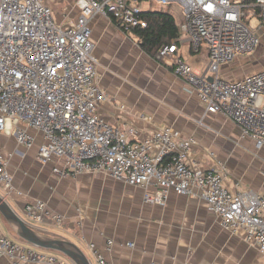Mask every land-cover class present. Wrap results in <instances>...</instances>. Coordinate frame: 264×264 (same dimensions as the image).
Instances as JSON below:
<instances>
[{"label":"built area","instance_id":"1","mask_svg":"<svg viewBox=\"0 0 264 264\" xmlns=\"http://www.w3.org/2000/svg\"><path fill=\"white\" fill-rule=\"evenodd\" d=\"M141 2L177 5L182 12L179 36L161 45L154 59L184 81L205 113L222 114L238 127L242 138L263 147L264 68L236 79L222 77L221 68L258 47L264 31V0H75L79 15L69 25L58 24L44 0H0V132L30 148L34 141L30 130L38 131L43 137L38 160L42 164L63 160L56 170L62 176L103 172L132 186H153L145 201L160 205L171 190L198 195L223 229L244 232L246 240L264 254V192L239 184L236 191L227 188L225 166L219 160L209 169L191 163L188 152L194 140L174 128L155 129L137 140L132 139L138 133L133 126L124 132L96 114L107 94L96 82L89 22L100 16L124 32L145 28ZM183 37L193 51H206L205 71H194L180 54ZM203 118L198 120L201 125ZM0 183L7 192L13 190L2 156ZM24 210L26 221L36 227L44 218L57 225L64 221L42 200L28 202ZM0 256L16 263L58 264L56 257L36 253L1 232ZM96 262L108 264L100 255Z\"/></svg>","mask_w":264,"mask_h":264},{"label":"crops","instance_id":"2","mask_svg":"<svg viewBox=\"0 0 264 264\" xmlns=\"http://www.w3.org/2000/svg\"><path fill=\"white\" fill-rule=\"evenodd\" d=\"M44 1L58 24L76 21L79 9L75 0ZM89 28L96 82L107 94L96 107L102 120L124 132L133 126L138 133L132 139L137 140L155 129L174 128L194 140L188 152L191 163L209 169L219 160L225 166L223 182L227 188L236 191L239 184L264 192V146L256 148L246 139L250 154L242 159L237 148L242 140L238 127L220 113H205L204 105L186 90L184 81L143 51L131 32L100 16L90 20ZM179 51L194 71L207 69L206 51H193L186 37L179 43ZM229 64L222 66L221 75L236 79L229 73ZM202 117L201 125L198 120ZM30 133L33 145L26 148L13 135L0 132V156L6 161L13 185L7 192L0 183V195L25 220V205L35 200L44 201L50 210L63 215L61 225L44 218L37 226L75 242L92 264H97V255L108 264H264V254L246 240L245 233L223 229L198 195L171 190L160 205L145 201L153 186H132L103 172L62 176L56 170L62 168L63 160L54 158L42 164L37 148L43 137L36 130ZM0 232L36 253L56 257L58 264H74L59 252L24 242L1 215ZM128 242L133 245L128 246ZM0 264L47 263H16L0 256Z\"/></svg>","mask_w":264,"mask_h":264},{"label":"water","instance_id":"3","mask_svg":"<svg viewBox=\"0 0 264 264\" xmlns=\"http://www.w3.org/2000/svg\"><path fill=\"white\" fill-rule=\"evenodd\" d=\"M0 215L17 236L27 244L40 249L59 252L68 257L74 264H92L84 251L75 242L61 235L44 232L39 227L30 225L1 195Z\"/></svg>","mask_w":264,"mask_h":264},{"label":"trees","instance_id":"4","mask_svg":"<svg viewBox=\"0 0 264 264\" xmlns=\"http://www.w3.org/2000/svg\"><path fill=\"white\" fill-rule=\"evenodd\" d=\"M147 21L145 28H134L131 33L137 39V43L150 57H154L159 47L170 44L179 36V30L174 16L162 9L147 10L143 12Z\"/></svg>","mask_w":264,"mask_h":264},{"label":"rangeland","instance_id":"5","mask_svg":"<svg viewBox=\"0 0 264 264\" xmlns=\"http://www.w3.org/2000/svg\"><path fill=\"white\" fill-rule=\"evenodd\" d=\"M57 1V0H53ZM140 6L143 10H159L162 9L164 11L170 12L176 21L179 23L182 19V12L177 5L172 6H163L159 5L155 2H141ZM54 15V14H53ZM235 61V62H234ZM233 66L230 65L229 73L234 78H240L239 76H243L245 74L257 71L261 68H264V31L260 37L258 47L252 52L250 55H245L233 60ZM242 140L238 142V154L242 157V159L246 158L248 154H250L248 142L246 139L248 138H241ZM244 139V140H243Z\"/></svg>","mask_w":264,"mask_h":264}]
</instances>
